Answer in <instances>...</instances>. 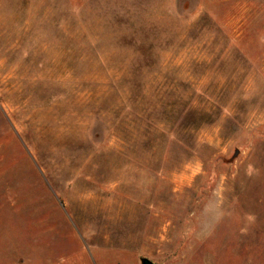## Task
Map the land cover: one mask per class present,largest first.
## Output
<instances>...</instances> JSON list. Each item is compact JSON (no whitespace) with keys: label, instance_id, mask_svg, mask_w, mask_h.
I'll return each instance as SVG.
<instances>
[{"label":"rangeland","instance_id":"rangeland-1","mask_svg":"<svg viewBox=\"0 0 264 264\" xmlns=\"http://www.w3.org/2000/svg\"><path fill=\"white\" fill-rule=\"evenodd\" d=\"M264 264V0H0V264Z\"/></svg>","mask_w":264,"mask_h":264},{"label":"trees","instance_id":"trees-1","mask_svg":"<svg viewBox=\"0 0 264 264\" xmlns=\"http://www.w3.org/2000/svg\"><path fill=\"white\" fill-rule=\"evenodd\" d=\"M142 261L144 262V264H146V263L153 264V263H151L150 261H148L147 259H142Z\"/></svg>","mask_w":264,"mask_h":264},{"label":"water","instance_id":"water-1","mask_svg":"<svg viewBox=\"0 0 264 264\" xmlns=\"http://www.w3.org/2000/svg\"><path fill=\"white\" fill-rule=\"evenodd\" d=\"M141 264H144V262L141 260Z\"/></svg>","mask_w":264,"mask_h":264},{"label":"flooded vegetation","instance_id":"flooded-vegetation-1","mask_svg":"<svg viewBox=\"0 0 264 264\" xmlns=\"http://www.w3.org/2000/svg\"><path fill=\"white\" fill-rule=\"evenodd\" d=\"M146 264H150V263H146Z\"/></svg>","mask_w":264,"mask_h":264}]
</instances>
